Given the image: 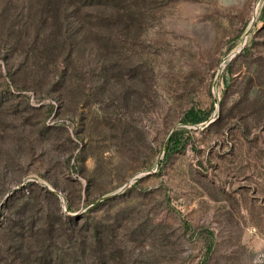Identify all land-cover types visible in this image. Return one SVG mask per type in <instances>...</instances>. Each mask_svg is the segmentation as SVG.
Here are the masks:
<instances>
[{
	"label": "rangeland",
	"instance_id": "obj_1",
	"mask_svg": "<svg viewBox=\"0 0 264 264\" xmlns=\"http://www.w3.org/2000/svg\"><path fill=\"white\" fill-rule=\"evenodd\" d=\"M97 4L0 0V264H264V0Z\"/></svg>",
	"mask_w": 264,
	"mask_h": 264
},
{
	"label": "trees",
	"instance_id": "obj_2",
	"mask_svg": "<svg viewBox=\"0 0 264 264\" xmlns=\"http://www.w3.org/2000/svg\"><path fill=\"white\" fill-rule=\"evenodd\" d=\"M94 1L96 2V5H98L97 3H102L103 5H110L112 2L114 4L117 0H92V2H94ZM113 10L116 11L115 12V18H119L121 13H125L122 9L119 8V5L118 4H116V5L113 6ZM113 17H106V21L112 19ZM97 206H98V204H97ZM79 219H81V218H79ZM89 229L91 230L90 227H89ZM92 230L91 231L94 232V234H93L92 237L94 239H97V241H99V237L101 236V234H103L101 224L100 223H96L92 227Z\"/></svg>",
	"mask_w": 264,
	"mask_h": 264
}]
</instances>
